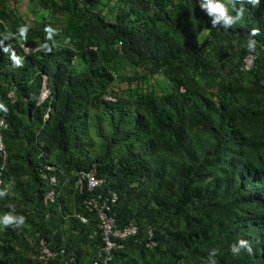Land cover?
<instances>
[{"label": "trees", "instance_id": "1", "mask_svg": "<svg viewBox=\"0 0 264 264\" xmlns=\"http://www.w3.org/2000/svg\"><path fill=\"white\" fill-rule=\"evenodd\" d=\"M242 2L247 26L225 32L199 0H0L2 46L25 57L0 50V211L27 218L0 230V264H96L86 201L111 191L117 227L139 230L110 264H207L213 247L217 264H264V0ZM22 23L27 39L8 38ZM81 171L103 183L81 190ZM237 238L254 254L233 256Z\"/></svg>", "mask_w": 264, "mask_h": 264}, {"label": "clouds", "instance_id": "2", "mask_svg": "<svg viewBox=\"0 0 264 264\" xmlns=\"http://www.w3.org/2000/svg\"><path fill=\"white\" fill-rule=\"evenodd\" d=\"M247 3L257 6L261 3V0H247ZM199 6L206 13V15L211 18V25L213 29H222L223 31L227 32L230 30H235L237 26L240 28H245L247 26L246 8L244 7L242 0L239 6L238 0H199ZM31 27V23L19 24L16 28V31L14 33H10L8 38H19L26 40ZM43 30L46 36L45 42L40 45V48L45 52H50L52 49L48 42H55L54 37L56 35L57 29L52 25H45ZM204 35L210 36L211 33H204ZM260 35L261 29L258 26H252L248 29L246 42L241 45V47L245 48L250 54L247 55L245 59L247 57L254 56L251 54L257 53L258 45L261 43L257 37ZM0 50L5 53H10V60L14 68L24 67L25 57L18 55L15 51L10 50L7 46H2V41H0ZM0 111H8L7 106L2 102H0ZM10 195L11 193L7 185L0 187V199ZM6 208V211H0V230L8 228H13L16 230L22 229L26 224V216L20 212H17L15 205L10 202L6 205ZM230 251L233 256H239L242 253H247L248 255L254 254L253 245L248 239L245 238H237L234 240L230 244ZM218 253L219 249L215 247L210 248L207 251V264H217Z\"/></svg>", "mask_w": 264, "mask_h": 264}, {"label": "built area", "instance_id": "3", "mask_svg": "<svg viewBox=\"0 0 264 264\" xmlns=\"http://www.w3.org/2000/svg\"><path fill=\"white\" fill-rule=\"evenodd\" d=\"M254 64V56L247 57L245 59L244 68L249 70ZM4 125V121L0 123V127ZM0 143H1V136H0ZM1 146L2 143H1ZM50 182L53 185L58 184V180L55 176L50 178ZM103 180L96 176L95 171L86 172L81 171L79 173V178L77 181L78 187L82 190L85 185L89 189H94L97 186H101ZM56 191L53 189L45 197V202H55L56 199ZM118 196L116 192L110 193V195H102L100 194L98 198L92 197L86 201L88 206H93L98 213L99 217V230L101 231L103 245L99 248L98 252V259L96 260V264H110L116 249L122 248L123 243L121 240L126 239L129 236H135L138 233L139 228L135 224H131L124 229H119L116 225V218L110 214L111 212V205L112 203L116 202ZM83 222H86L87 219L81 217ZM150 235L152 233L150 231ZM156 243L151 241L147 244V246H154ZM43 254L45 257L53 256V253L47 248H43Z\"/></svg>", "mask_w": 264, "mask_h": 264}, {"label": "water", "instance_id": "4", "mask_svg": "<svg viewBox=\"0 0 264 264\" xmlns=\"http://www.w3.org/2000/svg\"><path fill=\"white\" fill-rule=\"evenodd\" d=\"M47 91H48V90H46V93H47ZM46 93H45V95H46Z\"/></svg>", "mask_w": 264, "mask_h": 264}, {"label": "rangeland", "instance_id": "5", "mask_svg": "<svg viewBox=\"0 0 264 264\" xmlns=\"http://www.w3.org/2000/svg\"><path fill=\"white\" fill-rule=\"evenodd\" d=\"M27 1V0H26Z\"/></svg>", "mask_w": 264, "mask_h": 264}]
</instances>
